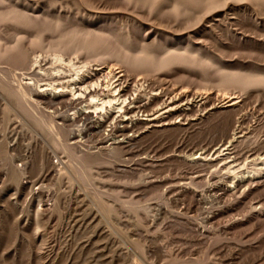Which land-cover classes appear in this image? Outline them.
I'll use <instances>...</instances> for the list:
<instances>
[{
	"label": "rangeland",
	"instance_id": "1",
	"mask_svg": "<svg viewBox=\"0 0 264 264\" xmlns=\"http://www.w3.org/2000/svg\"><path fill=\"white\" fill-rule=\"evenodd\" d=\"M11 11L22 21L0 22V49L121 66L144 108L127 136L112 119L80 135L63 108L5 91L27 71L1 61L0 264H264V0H0V15ZM81 31L172 60L132 68L125 54L58 46ZM240 78L258 83L241 91ZM228 96H239L237 113ZM171 99L166 125L150 123ZM41 113L56 123L43 128ZM242 116L244 137L220 156ZM63 138L81 163L54 145Z\"/></svg>",
	"mask_w": 264,
	"mask_h": 264
},
{
	"label": "bare ground",
	"instance_id": "2",
	"mask_svg": "<svg viewBox=\"0 0 264 264\" xmlns=\"http://www.w3.org/2000/svg\"><path fill=\"white\" fill-rule=\"evenodd\" d=\"M7 20H17L18 21L17 23H19L22 21V16L19 15L18 12L16 11H11L9 13L0 15V22L7 21ZM62 37H63L62 40L58 42V46H60V48L61 46L74 47L76 48L78 52H81V53L87 52L93 56L95 55V57L99 59L105 56H115V55L121 56L125 54L124 53L125 51L123 52L124 50L123 47H121L122 44L119 46L118 45L120 44L119 41L117 44L116 42L117 40L114 41V40L108 39L107 36L104 37L102 35H97V34L94 35L91 32L81 31V33L71 32L69 34H65ZM33 55L29 49H26L25 47H23V45H20V43L16 44L13 47H9V48L6 47L3 49H0V62L8 61L9 63L14 64L13 66L15 70H20V71L26 70L27 71L24 73H14V74L12 73L13 76L12 78L11 77L10 78L12 79V81L14 80L13 82L17 81V85H14L13 83L7 81L3 87L5 91L7 90L9 94H11L12 96H16V97L18 96L22 98H27L28 96H30L29 98L36 97L40 100H47L49 101V103H51L50 104L51 106H58V107L63 108L65 110L64 114L61 115L63 121L68 122V124L70 123V125L71 123H76L74 126H76L77 128H78V123L81 124L79 126V129L77 130L80 133V135L88 134V132L93 130L94 128H104L105 124L111 119H112V122L111 123L109 122L111 124L109 126L112 128L111 131L116 132L119 135L118 137L127 136L128 132H134L133 125H134V121L137 120L136 115L144 107L143 106L137 107V104H138V102L136 101L137 94H133L132 98L128 95L130 88H129V84L127 83V81H125L126 79L124 80V74H123L124 71H121V66L118 69H116L117 67L114 68L115 65L111 66L107 64V66H103L102 64H96V63L95 64L85 63V62L83 63L79 60L78 57L77 58L68 57L67 59L64 57L62 53L55 54L53 55L52 58L50 56H44L43 53L42 55H36L33 58H31V56ZM125 55H126L124 57L125 65L127 64V66L129 65L132 68L137 67V66L138 67H150V66H157V65L163 66L172 60V58H167V59H164V61L157 62L156 58H154L152 54L148 52L147 50H143V51L141 50V52H139L136 56H133L130 54H125ZM3 63L1 62L0 65ZM257 83L258 82L256 80H252V79L248 80V79L240 78V79L231 80V86L235 84L236 88L240 89L241 91H246L251 86ZM188 97L189 95L185 94L183 96V99L184 98L187 99ZM225 99H227V101L226 103L223 102V104H229V106L234 108L236 110L235 112L237 113V108L239 107V102H240L238 101L239 96L238 97L228 96V97H225ZM176 100L171 99L167 101L165 103L166 106L163 108L164 111L156 116H153V119L150 120V123L166 125V123L169 121V118H170L169 117L170 112L174 111L175 109L174 105L177 102ZM25 102L27 103L28 100ZM218 102H221V101L219 100ZM22 103L24 102H21V104ZM113 103L117 104L119 107H116V108L110 107L109 110L105 109L107 108L106 105H111ZM90 109H94V110L91 111ZM22 112H24V110ZM53 115H56V114H53ZM53 115H43L41 113L39 116H35V118H36V121L43 126V128L48 129L49 126L51 128V125L56 123L55 122L56 120L54 119ZM244 122H245V117L242 116L238 118L233 128V133L229 135V140H230L229 143L223 144L221 147H219V149H217V152L220 153V156L222 155V153L229 152V151L232 152L233 151L232 147H234L235 144L241 142L242 137H244V135L242 134L243 128H244L243 126ZM96 125L98 127H95ZM54 131H55V128H54ZM50 135L53 136V132H51ZM73 139H75V137ZM59 140H55L54 145L56 147L62 148V151L64 150L67 156L70 155L71 157H73V159L75 157L74 159L75 162H76V159H78L81 163L83 158L78 156L80 153L77 155L78 152L75 151L76 148L74 149L72 146H70L71 142L68 144V142H66L65 139L63 141H59ZM117 141L120 142L121 140L118 139L115 142L117 143ZM72 144H78V142H74ZM216 157L219 158V156H216ZM198 158H201V157H197V158L195 157L194 159H198ZM205 159H207V156H205ZM256 161L257 159L253 160L252 162L255 163ZM77 163L79 162L77 161ZM42 164L44 167L47 164V159L45 158V155L42 159ZM81 166L82 167L77 171V174L84 176L86 174V171L88 170L87 165L85 166L82 164ZM58 167H56V170ZM15 175L17 176V178H19V176L23 175V170H17L15 172ZM44 176L45 175H43V177ZM84 178H86V176ZM40 183H42V181Z\"/></svg>",
	"mask_w": 264,
	"mask_h": 264
}]
</instances>
